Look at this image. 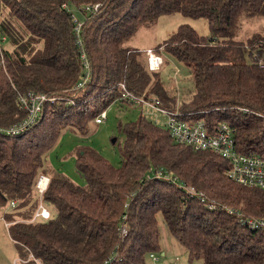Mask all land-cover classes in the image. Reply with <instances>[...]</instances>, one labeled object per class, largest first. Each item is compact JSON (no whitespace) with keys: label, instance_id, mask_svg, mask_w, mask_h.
<instances>
[{"label":"trees","instance_id":"16d2710c","mask_svg":"<svg viewBox=\"0 0 264 264\" xmlns=\"http://www.w3.org/2000/svg\"><path fill=\"white\" fill-rule=\"evenodd\" d=\"M71 5L84 16L80 46ZM174 12L205 19L209 33L180 25L151 48L161 64L149 70L147 47L123 41L140 25ZM249 17L264 21V0H0V33L10 45H2L0 59V201L12 208L6 223L24 248L13 264L158 263L159 215L189 261L264 264V231L242 220L264 218V188L232 181L227 159L176 142L165 125L161 129L142 115L118 124V167L98 151L78 147L75 169L83 185L47 163L60 134H84L111 103L144 108L120 101V84L184 118L202 120L207 132L227 124L237 152L264 158V33L234 39ZM163 53L189 73L190 88L180 93L179 107L158 74ZM28 92L46 98L33 123L9 134L25 119L19 98ZM157 171L176 180L157 177ZM41 175L48 181L39 193ZM44 206L54 216L47 210V217L35 216Z\"/></svg>","mask_w":264,"mask_h":264},{"label":"rangeland","instance_id":"374dc122","mask_svg":"<svg viewBox=\"0 0 264 264\" xmlns=\"http://www.w3.org/2000/svg\"><path fill=\"white\" fill-rule=\"evenodd\" d=\"M69 10L72 12L75 21H83L84 16L80 9L71 5ZM182 24L190 26L200 35L209 33L205 19L174 12L159 16L152 22L140 25L130 37L123 41V44L131 48L149 47L154 49ZM255 33H264V21L258 17H249L238 24L234 39L245 40L248 36ZM2 45L4 49L10 50L8 42H3ZM163 57L165 64L160 68L158 74L163 86L176 97L175 106L179 107L180 93L182 95L183 90L190 88L189 73L185 66L172 59L169 55L163 53ZM261 64L264 65V60L261 61ZM174 67L178 70L177 73L172 72ZM170 75L171 80L177 81L176 84L170 80ZM105 112V121L100 124L90 123L84 134L69 131L60 134L47 157L48 166L61 172L75 184L83 185L84 180L75 169V153L78 147H90L98 151L114 167H118L120 166L119 147L123 141V135L118 131V124L123 125L127 122L135 121L142 115L163 129L166 121V117L161 113L153 110L149 111L147 108L126 107L119 102L111 103L105 109ZM7 207H9L8 201L6 203L0 201V264H13L18 257V251L23 252L24 250L23 245L13 234L12 226L8 227L6 223V212H11L12 209ZM44 208L49 211L51 216H54L55 212L51 206H44ZM159 230L161 251L155 255L159 261L154 263L147 258V264H202L199 259L187 260L186 249L170 238L161 221H159ZM167 239L169 240L168 242ZM176 258L177 262L175 261Z\"/></svg>","mask_w":264,"mask_h":264},{"label":"built area","instance_id":"2783aa9c","mask_svg":"<svg viewBox=\"0 0 264 264\" xmlns=\"http://www.w3.org/2000/svg\"><path fill=\"white\" fill-rule=\"evenodd\" d=\"M85 9H88L85 7ZM74 22V33L76 42L80 46L79 33L81 29V23L78 21ZM6 37L3 33H0V59H1V48L2 43ZM147 55V67L149 70H157L161 64V57L156 54L151 48L145 50ZM80 57L83 65L87 67V60L82 50L80 51ZM2 60V59H1ZM86 75H83L76 87H81L86 80ZM121 94L119 97L120 101H124L130 105L140 106L153 110L158 113L164 114L166 117L165 126L170 136L178 143L190 145L193 149H210L214 153L228 160L229 167L226 170V176L232 181L239 183L244 186H256L264 188V158L258 155H246L239 153L234 149L233 131L234 129L225 123H221L216 131L210 133L207 132L203 121L200 119L192 120L184 118L180 113L171 112L158 105V99L156 98H144L134 96L124 90L122 84ZM45 95L35 94L28 92L26 95L19 98L22 107L26 110V116L23 121L18 125L13 126L7 130V133L14 134L19 128L29 126V124L35 121L37 113L40 111L41 103L45 100ZM246 111V109H244ZM106 112L105 110L100 111L94 118L95 124H100L105 121ZM157 177L167 178L175 181V177H170V174L163 173L162 171L155 172ZM48 178L44 175L38 177L36 182V189L41 193L47 184ZM185 192L194 193L193 188L184 187ZM197 199L201 203H205L203 196L199 195ZM229 213L235 212V210L226 208ZM47 217L48 212L43 207H40L39 211H36L35 216ZM244 222L247 227L255 230L264 231V218L262 217H244ZM121 234H124L125 230L122 228ZM153 260L157 258L151 256Z\"/></svg>","mask_w":264,"mask_h":264},{"label":"crops","instance_id":"0c3cea01","mask_svg":"<svg viewBox=\"0 0 264 264\" xmlns=\"http://www.w3.org/2000/svg\"><path fill=\"white\" fill-rule=\"evenodd\" d=\"M147 48H148V47H147ZM158 220L161 221V217H160V215H159V217H158ZM161 222H162V221H161ZM163 231H164V230H163ZM166 231H167V230H166ZM168 235H169V234H168ZM169 236H170V235H169ZM170 238H171V239H174V238L171 237V236H170ZM168 241H169V240L167 239V242H168ZM172 241H173V240H172ZM161 255H162V254H161ZM175 261L177 262V258L175 259Z\"/></svg>","mask_w":264,"mask_h":264}]
</instances>
